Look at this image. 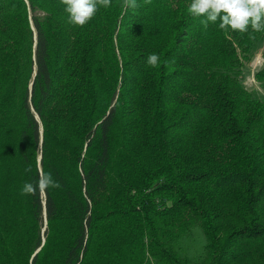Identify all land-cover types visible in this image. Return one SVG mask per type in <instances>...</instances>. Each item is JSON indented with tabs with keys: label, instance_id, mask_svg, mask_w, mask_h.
I'll return each mask as SVG.
<instances>
[{
	"label": "trees",
	"instance_id": "obj_1",
	"mask_svg": "<svg viewBox=\"0 0 264 264\" xmlns=\"http://www.w3.org/2000/svg\"><path fill=\"white\" fill-rule=\"evenodd\" d=\"M190 4L112 0L78 27L60 0H0V264H264V99L241 80L264 32ZM38 170L61 187L21 195Z\"/></svg>",
	"mask_w": 264,
	"mask_h": 264
},
{
	"label": "clouds",
	"instance_id": "obj_2",
	"mask_svg": "<svg viewBox=\"0 0 264 264\" xmlns=\"http://www.w3.org/2000/svg\"><path fill=\"white\" fill-rule=\"evenodd\" d=\"M150 4L151 0H144ZM68 14L69 23L83 27L89 23L101 7L107 9L112 5V0H60ZM123 5L129 8L136 7V0H123ZM188 13L194 17H203L201 20L204 28L209 23L216 24L219 28L233 32L247 33L249 28L254 32H264V0H191L187 8ZM150 67H158L159 56L151 53L146 60ZM31 171V166L25 169ZM60 188L58 180H54L51 172L38 170V179L35 183L25 182L21 195L46 194L48 188Z\"/></svg>",
	"mask_w": 264,
	"mask_h": 264
},
{
	"label": "rangeland",
	"instance_id": "obj_3",
	"mask_svg": "<svg viewBox=\"0 0 264 264\" xmlns=\"http://www.w3.org/2000/svg\"><path fill=\"white\" fill-rule=\"evenodd\" d=\"M264 49V39L258 45L253 55L248 61H245L241 67V80L242 83L249 89L256 92L264 99V83H259L253 77V72L263 62L261 51ZM194 231L187 235L181 241L182 251L186 254L194 253L198 251L199 247L203 243L202 235L199 230Z\"/></svg>",
	"mask_w": 264,
	"mask_h": 264
}]
</instances>
